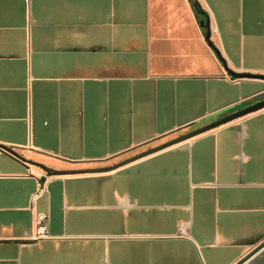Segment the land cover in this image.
I'll list each match as a JSON object with an SVG mask.
<instances>
[{
    "label": "crops",
    "instance_id": "crops-1",
    "mask_svg": "<svg viewBox=\"0 0 264 264\" xmlns=\"http://www.w3.org/2000/svg\"><path fill=\"white\" fill-rule=\"evenodd\" d=\"M197 2L0 0V144L31 162L0 149V264H237L264 241V110L108 173L37 166H110L260 100L202 22L264 75V0Z\"/></svg>",
    "mask_w": 264,
    "mask_h": 264
},
{
    "label": "water",
    "instance_id": "water-1",
    "mask_svg": "<svg viewBox=\"0 0 264 264\" xmlns=\"http://www.w3.org/2000/svg\"><path fill=\"white\" fill-rule=\"evenodd\" d=\"M202 27H205L206 29V41L208 42V44L210 45V47H212V49L215 51L217 57L220 59V61L223 63L224 69L226 70V72L232 76L233 78L236 79H257V80H262L264 81V75H256V74H249V73H236L231 71L228 66L227 63L225 62V60L222 58L219 50L214 46V44L211 42V26H210V21L209 19H207L206 21L202 22ZM260 100L257 101L256 103L249 105L243 109H240L238 111H235L229 115H226L224 117H221L219 119H216L202 127L196 128L184 135H181L179 137H176L174 139H171L165 143H162L156 147L150 148L142 153H139L129 159H126L120 163L114 164V165H110V166H106V167H96V168H89V169H80V170H66V171H58V170H53V169H49L44 165H37L38 167H40L42 170H44L47 175L49 177L52 176H69V175H84V174H101V173H108V172H112L115 171L121 167H124L132 162L141 160L143 158L149 157L151 155L157 154L161 151H164L168 148L174 147L176 145H179L181 143L187 142L195 137H198L202 134L208 133L210 131H213L223 125H226L230 122H233L235 120L247 117L253 113L259 112L264 110V95H262L260 98ZM0 149H2L4 152L10 154L11 156L15 157L16 159H18L21 162H25V163H30L27 160H25L20 154H18L16 151H14L13 149L6 147L4 145L0 144ZM264 249V241L258 245L257 247H255L252 251H250L245 257H243V259H241L237 264H244L246 261H248L249 259H251L253 256H255L258 252H260L261 250Z\"/></svg>",
    "mask_w": 264,
    "mask_h": 264
},
{
    "label": "built area",
    "instance_id": "built-area-1",
    "mask_svg": "<svg viewBox=\"0 0 264 264\" xmlns=\"http://www.w3.org/2000/svg\"><path fill=\"white\" fill-rule=\"evenodd\" d=\"M38 221V236L39 238H45L48 236L47 234V228L45 225L46 217L43 215H40L37 219Z\"/></svg>",
    "mask_w": 264,
    "mask_h": 264
},
{
    "label": "rangeland",
    "instance_id": "rangeland-1",
    "mask_svg": "<svg viewBox=\"0 0 264 264\" xmlns=\"http://www.w3.org/2000/svg\"><path fill=\"white\" fill-rule=\"evenodd\" d=\"M187 132V131H186ZM172 138V137H171ZM152 146H154V145H152ZM134 154H136V153H130V154H128V155H125V156H123V157H121V159H117L116 161H114V162H111L110 164H117V163H120V162H122V161H124V160H126V159H129L130 157H132V156H134ZM106 259V261L108 260L109 261V257L106 255V257H105ZM111 261H112V258H111ZM107 263V262H106Z\"/></svg>",
    "mask_w": 264,
    "mask_h": 264
},
{
    "label": "trees",
    "instance_id": "trees-1",
    "mask_svg": "<svg viewBox=\"0 0 264 264\" xmlns=\"http://www.w3.org/2000/svg\"><path fill=\"white\" fill-rule=\"evenodd\" d=\"M191 3H192V6H193L194 11H195L198 15H200L203 11H202V9H201L199 3L197 2V0H191ZM223 113H224V112H223ZM223 113H222V114H223Z\"/></svg>",
    "mask_w": 264,
    "mask_h": 264
}]
</instances>
